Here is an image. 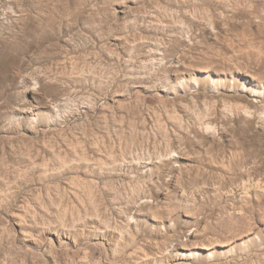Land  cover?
I'll return each mask as SVG.
<instances>
[{"label":"rangeland","instance_id":"1","mask_svg":"<svg viewBox=\"0 0 264 264\" xmlns=\"http://www.w3.org/2000/svg\"><path fill=\"white\" fill-rule=\"evenodd\" d=\"M0 264H264V0H0Z\"/></svg>","mask_w":264,"mask_h":264}]
</instances>
